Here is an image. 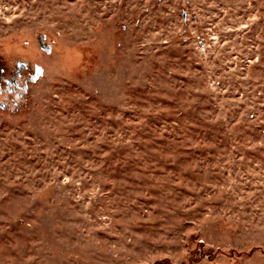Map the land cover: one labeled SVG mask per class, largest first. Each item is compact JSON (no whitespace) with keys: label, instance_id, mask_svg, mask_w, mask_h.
<instances>
[{"label":"rangeland","instance_id":"obj_1","mask_svg":"<svg viewBox=\"0 0 264 264\" xmlns=\"http://www.w3.org/2000/svg\"><path fill=\"white\" fill-rule=\"evenodd\" d=\"M16 72L0 264H264V0H0Z\"/></svg>","mask_w":264,"mask_h":264},{"label":"flooded vegetation","instance_id":"obj_2","mask_svg":"<svg viewBox=\"0 0 264 264\" xmlns=\"http://www.w3.org/2000/svg\"><path fill=\"white\" fill-rule=\"evenodd\" d=\"M19 64H17L18 66ZM23 67L26 65L23 64ZM21 78V73L16 72L9 78H0V106L6 104L15 105L21 97L23 89L18 86V79Z\"/></svg>","mask_w":264,"mask_h":264},{"label":"water","instance_id":"obj_3","mask_svg":"<svg viewBox=\"0 0 264 264\" xmlns=\"http://www.w3.org/2000/svg\"><path fill=\"white\" fill-rule=\"evenodd\" d=\"M46 51L49 52V48ZM36 71H37V75L35 77L38 78L39 75L41 74V71L42 70H40V69L37 68Z\"/></svg>","mask_w":264,"mask_h":264}]
</instances>
